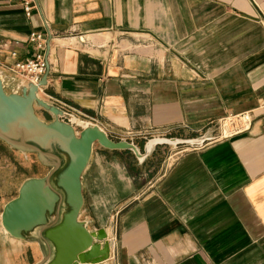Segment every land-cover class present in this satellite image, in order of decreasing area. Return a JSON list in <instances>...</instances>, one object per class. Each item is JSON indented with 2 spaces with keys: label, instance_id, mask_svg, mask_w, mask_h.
Segmentation results:
<instances>
[{
  "label": "crops",
  "instance_id": "0c3cea01",
  "mask_svg": "<svg viewBox=\"0 0 264 264\" xmlns=\"http://www.w3.org/2000/svg\"><path fill=\"white\" fill-rule=\"evenodd\" d=\"M32 31L52 37L39 97L66 115L111 139L208 138L164 160L165 146L139 160L94 145L79 221L112 230L110 264H264V0H37L30 18L0 0L8 93L28 83L12 65L33 55ZM244 112L250 130L220 137ZM42 257L0 224V264Z\"/></svg>",
  "mask_w": 264,
  "mask_h": 264
},
{
  "label": "water",
  "instance_id": "95a60500",
  "mask_svg": "<svg viewBox=\"0 0 264 264\" xmlns=\"http://www.w3.org/2000/svg\"><path fill=\"white\" fill-rule=\"evenodd\" d=\"M51 38H47L46 59ZM48 74L49 63L39 85L27 83L20 93L6 92L0 77V141L19 153L35 154L48 169L43 177L23 181L17 196L2 209L1 227L13 239L38 245L43 257L36 264H110L112 230L89 231L79 221L84 205L81 178L94 145L131 151L142 160L158 146H201L208 138H151L140 153L133 143L113 141L98 125L80 123L42 100L38 87L47 85ZM35 108L50 114L52 121H42ZM74 125L80 127V132ZM33 232L39 234L38 239L29 238ZM39 240L50 244L51 253Z\"/></svg>",
  "mask_w": 264,
  "mask_h": 264
},
{
  "label": "rangeland",
  "instance_id": "374dc122",
  "mask_svg": "<svg viewBox=\"0 0 264 264\" xmlns=\"http://www.w3.org/2000/svg\"><path fill=\"white\" fill-rule=\"evenodd\" d=\"M37 116L44 122L52 121V116L40 108H35ZM219 123L217 124V130L220 132ZM76 132H80V127H75ZM153 132V131H152ZM150 131H142V134L139 131L134 129L132 130H122L118 134H113V141H126L129 143H138L136 144L140 148H143L145 142L153 135ZM170 138V137H166ZM175 138V137H174ZM185 138V137H184ZM175 139H183V137H178ZM196 140V139H189ZM167 153H161V159L170 158V154H179L183 149L191 148L188 145H179L176 147L165 146ZM97 151H101L99 146H96ZM165 151V152H166ZM127 161L123 162L128 174L131 176L135 175V171L132 169V162L130 157H127ZM159 159V158H158ZM159 162V161H158ZM48 169L43 167L35 154H23L15 150L10 149L7 145L0 141V209L3 203L15 198L17 196L18 187L28 178H39L46 175Z\"/></svg>",
  "mask_w": 264,
  "mask_h": 264
},
{
  "label": "built area",
  "instance_id": "2783aa9c",
  "mask_svg": "<svg viewBox=\"0 0 264 264\" xmlns=\"http://www.w3.org/2000/svg\"><path fill=\"white\" fill-rule=\"evenodd\" d=\"M8 3L19 5L23 10L25 17L30 18L37 9V0H5ZM27 43L33 49V55L24 61H17L12 65V71L22 77H25L28 83L38 86L43 75L46 73V65L48 58L45 57L47 35L32 31L28 35ZM6 43H0V50L7 48ZM11 57H15L16 53L11 52ZM43 87H38L40 93ZM253 122L252 113L244 112L236 115H229L220 120L219 136L227 138L232 135L244 133L250 130Z\"/></svg>",
  "mask_w": 264,
  "mask_h": 264
},
{
  "label": "bare ground",
  "instance_id": "6f19581e",
  "mask_svg": "<svg viewBox=\"0 0 264 264\" xmlns=\"http://www.w3.org/2000/svg\"><path fill=\"white\" fill-rule=\"evenodd\" d=\"M40 88H42V86H40ZM38 94H39V92H38ZM0 224H1V222H0ZM38 236H39V234H37V232H33L32 234H29V238L30 239H35L36 240V239H38ZM39 241H40L43 249L46 250V252H50L51 253L52 247L50 246V244L46 243V242H43L42 240H39Z\"/></svg>",
  "mask_w": 264,
  "mask_h": 264
}]
</instances>
